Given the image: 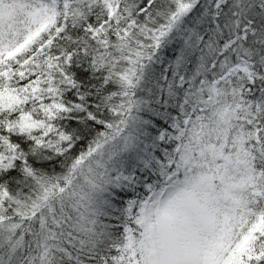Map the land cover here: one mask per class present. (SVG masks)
I'll list each match as a JSON object with an SVG mask.
<instances>
[{
  "label": "snow or ice",
  "instance_id": "obj_1",
  "mask_svg": "<svg viewBox=\"0 0 264 264\" xmlns=\"http://www.w3.org/2000/svg\"><path fill=\"white\" fill-rule=\"evenodd\" d=\"M0 264H264V0H0Z\"/></svg>",
  "mask_w": 264,
  "mask_h": 264
}]
</instances>
